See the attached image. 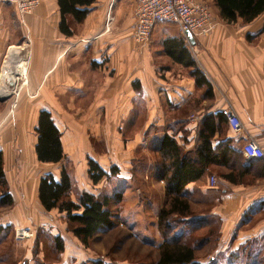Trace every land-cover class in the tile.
<instances>
[{"label":"crops","instance_id":"1","mask_svg":"<svg viewBox=\"0 0 264 264\" xmlns=\"http://www.w3.org/2000/svg\"><path fill=\"white\" fill-rule=\"evenodd\" d=\"M135 6L136 0H95L83 22L68 18L73 32L68 36L60 28L58 0H41L26 17H21L15 6L0 2V75L11 46L29 52L25 94L14 115V122L20 125L18 135L8 141L0 138L5 169L6 155L16 152L15 144L18 153H32L37 158L35 128L41 110L51 113L62 134L66 156L62 162L80 167L79 175L75 171V186L98 196L102 186L109 184L129 205L135 201L134 214L146 200L140 187H158L156 176L150 186L140 178L147 173L146 167H157L151 161V146L163 135L168 119L175 121L177 144L190 155L199 134L214 125L213 149L230 147L242 154L238 155L241 165L255 160L246 159L242 147L251 136L264 148V15L250 23H228L216 16L214 29L195 37L194 45L177 25L175 35H167L169 29L162 22L154 28L149 44L141 47L134 39ZM155 36L157 40L163 36L159 45ZM168 38L184 40L212 87V97L205 94L207 86L196 85L189 68L165 54ZM160 58H165L166 65L159 64ZM227 106L240 116L242 132L235 133L226 120L220 122L221 111ZM28 130L30 138L25 135ZM89 158L108 173L97 184L89 177ZM261 162L260 167L264 159ZM65 164L57 171L51 169L54 167H30L37 197L40 179L48 173L59 177ZM209 167L210 172L188 184L187 191L192 198L210 204L211 212L219 218V252L229 257L250 245L254 255L264 253V170L253 166L255 171L245 182L234 183L220 175L227 171L225 166ZM211 176L217 179L215 186L210 185ZM118 181L126 182L129 192ZM11 194L15 198L12 186Z\"/></svg>","mask_w":264,"mask_h":264},{"label":"trees","instance_id":"2","mask_svg":"<svg viewBox=\"0 0 264 264\" xmlns=\"http://www.w3.org/2000/svg\"><path fill=\"white\" fill-rule=\"evenodd\" d=\"M94 2L95 0H58L62 17L61 31L71 36L73 32L68 18L71 16L78 23L83 22ZM215 5L219 17L228 23H235L239 20L250 23L264 15V0H215ZM163 48L165 54L174 62L189 68L196 85L198 87L207 86L205 94L212 97V87L188 51L184 40L168 38L164 41ZM173 111L171 116L175 118ZM220 116L222 117L220 122H225L226 118L223 114ZM163 130V135L157 140L156 145L151 147L157 155L160 178L165 181V203L158 216L159 225H165L167 230L164 240L158 245L156 264H203L205 256L200 255L201 246L206 245L207 250H209L208 247L216 249L213 238L215 229L210 220L211 216V218L215 216L211 212V207H206L208 210L206 209L205 212H198L203 211L202 204L208 203L192 198L187 191L188 184L199 180L207 171L210 172L209 166L212 164L223 165L227 168L226 172L220 173L224 179L234 183L245 182V178L251 176L252 172L257 169L256 167H260L259 164L263 159L251 160L250 165L245 166L246 163L241 165V158L238 157L242 154L235 153L230 147L213 149L211 138L216 131L214 125L207 127L199 134L197 146L192 155L186 153L184 148L177 144L175 121L168 119ZM35 132L38 137L35 151L39 162L59 163L66 159L61 140L62 134L49 111H40ZM259 169L264 170V166ZM88 172L94 184L108 176V173L91 158H89ZM112 173H114V168ZM73 185V179L65 164L59 177L48 173L40 179L38 199L47 212L57 211L61 214L68 224V230L88 247L99 231L115 227L116 221L112 209L122 200L123 195L117 192L113 195L97 196L82 191L77 196V200H74L72 198ZM14 204V198L6 179L4 154L0 150V208L13 207ZM171 217H175V225L181 226L179 232H176V226L174 231L170 221ZM205 228L207 233L197 235ZM54 242L56 250L59 253L63 252L62 237L56 235ZM227 262L228 264H264V253L259 252L254 255L250 245H247L240 251L231 253ZM213 264L218 263L213 262Z\"/></svg>","mask_w":264,"mask_h":264},{"label":"rangeland","instance_id":"3","mask_svg":"<svg viewBox=\"0 0 264 264\" xmlns=\"http://www.w3.org/2000/svg\"><path fill=\"white\" fill-rule=\"evenodd\" d=\"M205 1L213 11L214 16L219 17L215 0ZM164 25H167L169 29L167 35L174 36L177 31L175 24L164 23ZM161 39L157 40L155 36L154 42L159 45ZM158 62L166 65L165 58L158 59ZM169 67L175 69V64L169 62ZM23 78L21 76L20 80ZM24 86L21 81L18 86L21 87V91L18 88L7 100L0 99V138L3 136L5 141H8L10 136L12 138L18 135L17 127L19 129L20 125L14 122V115L17 112L21 97L25 94ZM1 93L0 89V95ZM28 131L25 132V135L30 138L31 131ZM14 147L16 152L6 155L5 172L10 192L12 186L15 194V204L13 207L0 208V264H156L159 251L158 245L164 240V234L167 230L165 225H159L158 214L165 203V181L161 180L160 171L157 167H146L145 172L147 173L144 172L145 175H142L140 179L143 180L142 183L150 186L152 179H154L153 176H156L155 178H158V180H154L157 182L158 187H151L150 189L147 186L134 185V187L142 186L140 188L146 198L144 205L136 208L138 214L133 212L136 206L135 201L129 205L128 200L122 194V200L116 203L112 209L115 215V227L99 231L95 238L90 241L89 246L86 247L68 230V224L61 214L57 211L47 212L42 207L30 182V170L32 169L30 167H41L42 169L54 167L51 169L57 171V167H61L62 163H66L74 183L72 198L77 200V196L82 191L75 186L74 175L75 171L79 175L77 169H80V167H76L73 162L71 164L61 162L56 165L42 164L35 158L34 154H20L17 152L19 146L15 144ZM26 151L28 152V150ZM156 157L157 155L154 153L152 163H157ZM15 167H19L18 170L15 171ZM125 183L124 181L122 183L118 181L121 188L125 192H129V189L124 187ZM109 192H112L109 184L104 185L99 195L109 194ZM211 202L213 203V201ZM201 207L203 211H198L200 213L205 212L206 207L210 208L211 205L202 204ZM131 214L135 215L136 218H129ZM214 216V218H211V216L210 220L215 229L213 238L216 249L213 250V247H208L209 250H207L206 245L201 246L200 255L205 256L202 263L215 259V263L228 264V257L219 252L221 222L216 215ZM170 221L174 231L176 226V232H179L181 226L175 225V217H171ZM18 229L26 230L31 235L18 239L16 237ZM205 233H207L206 228L199 231L197 235ZM56 235H60L64 241V251L60 253L55 247L54 237Z\"/></svg>","mask_w":264,"mask_h":264},{"label":"built area","instance_id":"4","mask_svg":"<svg viewBox=\"0 0 264 264\" xmlns=\"http://www.w3.org/2000/svg\"><path fill=\"white\" fill-rule=\"evenodd\" d=\"M0 2L15 6L21 17L31 15L41 4V0H0ZM162 22L173 23L182 33L185 34V31L189 30L194 37H199L207 35L214 29L216 17L205 0H136L134 39L139 46L145 47L149 44L154 28ZM26 83L27 80L22 81L23 85ZM221 112L235 133L242 132L244 125L234 108L227 106ZM242 153L246 159H264V148L251 136L243 144ZM216 184V177L211 176L210 185ZM16 232L18 239L31 235L23 229H18Z\"/></svg>","mask_w":264,"mask_h":264},{"label":"bare ground","instance_id":"5","mask_svg":"<svg viewBox=\"0 0 264 264\" xmlns=\"http://www.w3.org/2000/svg\"><path fill=\"white\" fill-rule=\"evenodd\" d=\"M22 49L21 46L16 45L9 48L3 72L1 74V98L9 97L15 90H17L20 81L26 82L29 52ZM21 76L24 78L20 80ZM10 82H12L13 85H10ZM28 236L30 235L28 234Z\"/></svg>","mask_w":264,"mask_h":264},{"label":"water","instance_id":"6","mask_svg":"<svg viewBox=\"0 0 264 264\" xmlns=\"http://www.w3.org/2000/svg\"><path fill=\"white\" fill-rule=\"evenodd\" d=\"M185 35L188 38L189 42L192 45H194L195 44V37H194L193 33L191 31L187 30V31H185ZM10 85H13V83L10 82ZM7 98L8 97H6V98H0V99L3 100V101H5V100H7Z\"/></svg>","mask_w":264,"mask_h":264}]
</instances>
